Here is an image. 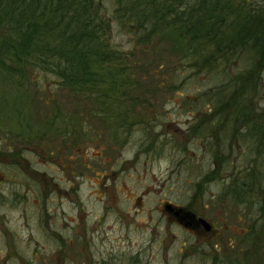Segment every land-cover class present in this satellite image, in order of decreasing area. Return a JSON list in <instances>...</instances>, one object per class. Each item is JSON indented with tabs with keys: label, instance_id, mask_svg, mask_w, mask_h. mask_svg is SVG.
<instances>
[{
	"label": "rangeland",
	"instance_id": "1",
	"mask_svg": "<svg viewBox=\"0 0 264 264\" xmlns=\"http://www.w3.org/2000/svg\"><path fill=\"white\" fill-rule=\"evenodd\" d=\"M111 28L115 48L136 46ZM165 58L159 90L144 79L136 93L144 123L108 131L60 124L88 110L57 75L41 73L35 91L0 72V264H264V182L227 189L256 184L246 170L255 158L208 111L222 78ZM216 140L223 157H213Z\"/></svg>",
	"mask_w": 264,
	"mask_h": 264
},
{
	"label": "trees",
	"instance_id": "2",
	"mask_svg": "<svg viewBox=\"0 0 264 264\" xmlns=\"http://www.w3.org/2000/svg\"><path fill=\"white\" fill-rule=\"evenodd\" d=\"M108 1L0 0V72L11 80L33 81L35 91H41L36 82L41 73L57 75L58 88L71 91L88 110L83 117H60V124L100 122L97 127L108 131L144 123L137 107L145 99L136 93L144 79L155 81V93L163 85L166 55L178 56L195 72L213 71L222 81L208 93L210 118H218L229 135L239 133L245 157L255 158L246 170H254L256 184L239 180L227 189L263 185L264 0L255 5L247 0ZM113 21L131 35L136 46L130 51L112 45ZM79 94L83 99L78 100ZM210 132L214 137L216 130ZM224 144L213 142V157H223ZM186 215L187 223L191 216ZM255 237L258 252L262 244Z\"/></svg>",
	"mask_w": 264,
	"mask_h": 264
},
{
	"label": "water",
	"instance_id": "3",
	"mask_svg": "<svg viewBox=\"0 0 264 264\" xmlns=\"http://www.w3.org/2000/svg\"><path fill=\"white\" fill-rule=\"evenodd\" d=\"M200 221L202 222V224L204 225V227H205L206 229L209 228L210 224H209L207 221H205L204 219H200Z\"/></svg>",
	"mask_w": 264,
	"mask_h": 264
},
{
	"label": "flooded vegetation",
	"instance_id": "4",
	"mask_svg": "<svg viewBox=\"0 0 264 264\" xmlns=\"http://www.w3.org/2000/svg\"><path fill=\"white\" fill-rule=\"evenodd\" d=\"M199 221V220H198ZM194 227L197 226L196 224L193 225Z\"/></svg>",
	"mask_w": 264,
	"mask_h": 264
}]
</instances>
